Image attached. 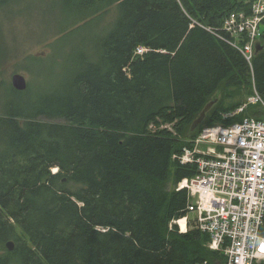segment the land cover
<instances>
[{"label": "trees", "instance_id": "16d2710c", "mask_svg": "<svg viewBox=\"0 0 264 264\" xmlns=\"http://www.w3.org/2000/svg\"><path fill=\"white\" fill-rule=\"evenodd\" d=\"M20 1L0 0V11ZM254 1L83 0L85 23L108 6L116 15L94 60L83 58L61 92L44 88L29 112L14 98L0 116V264L221 262L191 221L186 233L171 224L186 215L179 183L194 175L172 156L207 126L190 132L219 90L256 92L264 102V19L251 65L210 33L229 39L225 20L248 15ZM138 46L150 51L135 56ZM255 106L260 116L249 106L251 116L224 120L211 109L205 120L262 119ZM158 122L171 130L151 133Z\"/></svg>", "mask_w": 264, "mask_h": 264}, {"label": "built area", "instance_id": "2783aa9c", "mask_svg": "<svg viewBox=\"0 0 264 264\" xmlns=\"http://www.w3.org/2000/svg\"><path fill=\"white\" fill-rule=\"evenodd\" d=\"M263 19L264 0H256L248 15L234 13L225 20L222 31L229 39L209 32L237 49L251 65ZM149 51L138 46L134 54ZM247 103L264 109L256 92ZM190 144L192 148L172 156L194 170L192 177L179 183L187 192L186 215L172 224L179 233H186L191 221L194 229L208 237L207 248L222 257L216 264H264V117L204 126Z\"/></svg>", "mask_w": 264, "mask_h": 264}, {"label": "rangeland", "instance_id": "374dc122", "mask_svg": "<svg viewBox=\"0 0 264 264\" xmlns=\"http://www.w3.org/2000/svg\"><path fill=\"white\" fill-rule=\"evenodd\" d=\"M82 2L21 0L0 11V116L6 112V104L14 98L23 102V108L29 112V101L33 98L36 101L39 93L46 90L44 88L50 86L61 92L69 78L78 71L83 58L94 60V43L112 28L116 20L115 10L113 5L102 8L95 16L86 19L91 23H85L83 17L87 15V8ZM14 74L25 78V92L28 89L30 92L20 96L11 92V77ZM253 96L254 93L249 96L247 91L237 94L234 90L227 97L223 90H219L214 96L217 101L211 109L221 111L218 115L224 120L251 116L250 108L258 111L257 116H260L259 107L247 103ZM238 102L246 104L244 112L239 111L242 105L233 107ZM38 120L64 124L63 121L47 118ZM201 125L208 126L207 119ZM163 129L171 130V126L158 122L149 128L151 133ZM186 148H192L190 142L183 150ZM168 189L174 190L171 179Z\"/></svg>", "mask_w": 264, "mask_h": 264}, {"label": "water", "instance_id": "95a60500", "mask_svg": "<svg viewBox=\"0 0 264 264\" xmlns=\"http://www.w3.org/2000/svg\"><path fill=\"white\" fill-rule=\"evenodd\" d=\"M255 49V54L261 52L263 50V45L261 43V41H258L255 43L254 46ZM11 86L15 91H25L27 88V83L25 78L22 75L19 74H14L11 77ZM217 99L214 98L211 101H209L205 107L202 109V111L200 112L199 116L193 121L191 127H190V132H195L196 129L201 125V123L204 121L206 114L211 110V108L213 107V105L216 103ZM6 249L8 251H12L14 249V244L12 241H9L6 243Z\"/></svg>", "mask_w": 264, "mask_h": 264}, {"label": "bare ground", "instance_id": "6f19581e", "mask_svg": "<svg viewBox=\"0 0 264 264\" xmlns=\"http://www.w3.org/2000/svg\"><path fill=\"white\" fill-rule=\"evenodd\" d=\"M232 42V41H231ZM183 231V230H182Z\"/></svg>", "mask_w": 264, "mask_h": 264}]
</instances>
